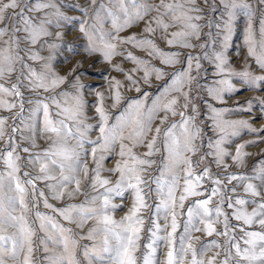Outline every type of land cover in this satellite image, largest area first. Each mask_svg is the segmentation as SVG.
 Returning <instances> with one entry per match:
<instances>
[{
    "label": "snow or ice",
    "instance_id": "obj_1",
    "mask_svg": "<svg viewBox=\"0 0 264 264\" xmlns=\"http://www.w3.org/2000/svg\"><path fill=\"white\" fill-rule=\"evenodd\" d=\"M258 4L264 9V0H258ZM67 6L79 10L85 17L79 19V32L87 40L88 53H99L109 63L118 55H125L134 62L135 66L128 72L114 65L117 71L125 72L129 90L140 93L142 85H151L153 78L161 81L167 75L169 80L160 85L154 95L145 90L138 97L128 98L115 117L104 106L105 94L96 92L95 112L99 123H88L83 97L85 85L76 74L77 66L70 69L68 75H60L51 66V54L45 58L31 48L21 47L22 43L35 45L41 37L55 35L57 42L45 43L50 50L59 48L64 33H53L50 26L61 28L64 23L71 24L78 18L67 15L56 0H0V23H3L0 27V109H7L10 113L12 109H19L11 116H0V142L4 145L0 148V264H9V261L12 264H34L36 221L45 234L40 242L47 264H82L78 250L84 264H138L136 253L145 231L144 213L148 210H151L148 242L139 264H264V159L256 162L252 174L227 172L230 166L225 162L230 158L237 167H243L245 158L252 155L245 148L264 143V140L241 143L235 147L234 154L225 145L242 130L264 132V127L257 129L248 120L229 119L227 117L233 109L218 108L205 102L209 109L206 118L211 121L210 128L216 138L207 141L210 151L201 152L203 129L197 123L200 115L195 103L197 96L192 95L203 88L212 100L223 103L225 94L237 91L232 84L234 77L251 89L264 91V72L257 74L247 62L243 69L237 70L226 55L235 20L239 13H243L248 21L244 36L247 55L254 58L260 70H264V15L259 29H256L253 18L257 9L248 0H219V4L216 0H201L200 4L197 0H159L158 3L149 0H87L84 5L69 3ZM214 13L219 16L214 17ZM201 20L205 23H199ZM109 21L112 28L107 30L104 25ZM141 21L145 22L144 33L153 34L159 29L161 39L170 46L203 51L184 53L181 61L180 51H165L149 37H138L135 33L119 36L121 31ZM205 27L209 31L203 32ZM169 28L178 30L169 33ZM202 34L205 42L193 43L200 41ZM63 43L65 47H71ZM123 44L145 49L149 57L158 58L163 66L181 63L183 66L168 73L165 67L154 65L150 59L119 49L118 46ZM28 60L47 62L38 73ZM202 60L213 66L218 77L208 85H200L198 80ZM193 71L196 75L192 74ZM141 72L142 75H137ZM14 75L16 82L11 83ZM65 83L72 91L57 93L56 90ZM123 86L116 77L109 81L112 108L119 107L124 99ZM22 87L33 92L43 90L56 94L48 96V102L45 99L26 100ZM253 101L264 109V98L254 97L245 101L247 108L239 110L251 113ZM25 103L32 106L27 110V117L24 116ZM50 105L56 109L55 119ZM170 116H179L180 119L169 123ZM10 118L13 124L9 132L6 125ZM259 118L264 119V112ZM157 119L160 123L153 128ZM165 124L168 126L163 127ZM93 128L98 130L94 140L89 138ZM17 136L27 141L30 147L18 142ZM38 138L45 139L48 146L34 152L32 149L39 148ZM117 146L119 152H116ZM137 147H146L147 151L137 154L133 151ZM161 151L158 174L147 178L148 170L156 164L151 157ZM20 152L27 156L22 158ZM198 153L194 161L193 157ZM114 155L120 159L114 167L105 168L103 161ZM260 155H264V150ZM209 156L218 168L222 166L225 170L223 179L212 173L207 162ZM89 157L95 165L92 169L89 168ZM22 159L33 166L35 173L24 171L21 175ZM102 172L116 175L117 179L113 183L109 177L102 176ZM85 180L89 181L88 188L94 194L83 192ZM38 181L46 182L45 187L55 200H74L79 195L85 198L80 203L56 207L49 203L44 190L38 188ZM205 181L212 186L205 188ZM241 186L246 195H232ZM30 194L33 209L42 199L45 208L52 209L70 225L84 228L93 221V226L85 236H79L56 215L35 211V220H30ZM126 194L132 198L131 206L125 215L116 219L114 212L122 205L113 203V200L124 198ZM189 198L196 199L185 208ZM214 198H217L215 206H211ZM153 199L155 203H149ZM248 205L254 207L249 211ZM225 206L232 211H225ZM161 217L163 224L160 223ZM232 220L239 223L233 224ZM218 224L222 228L218 229ZM253 225H258L259 230H252ZM197 232L225 239L223 243L215 238L201 242L200 237L194 235ZM80 239L92 243L81 246ZM159 246L167 248L163 262L156 259ZM213 249L216 250L214 254L206 258Z\"/></svg>",
    "mask_w": 264,
    "mask_h": 264
},
{
    "label": "rangeland",
    "instance_id": "obj_2",
    "mask_svg": "<svg viewBox=\"0 0 264 264\" xmlns=\"http://www.w3.org/2000/svg\"><path fill=\"white\" fill-rule=\"evenodd\" d=\"M35 2V0H34ZM58 4L62 6V10L69 16L76 17L78 19L73 20L71 24L64 23L61 28H56L54 25L50 26L49 30L53 33L56 32H63V42H66L68 45H71V47H65L64 43L61 42V46L55 50H50L47 47V43H53L57 42L55 35L50 36V37H41L40 40L37 42L35 45H29L27 43H22L21 47L25 49L31 48V50L38 52L40 56L47 58L50 54L52 55V60H51V66L52 68L59 73L60 75H68L69 70L72 69L74 66H77V73L81 77L82 83L85 85V88L83 90V97L86 102L85 109H86V114L89 117L88 123H91L93 125H96L99 123V117L97 116L95 112V108L98 102V97L95 95L96 92H103L105 94V101H104V106L107 109V111L110 112L112 117H115L119 115L121 109L127 104L128 98L132 97H138L142 95L143 91H148L150 94H155L157 92V89L159 88L160 85L166 83L169 80V76H165L163 80L161 81H156L155 78L152 80L151 85H142V90L140 93H137L134 89L129 90V83L125 79V72H128L131 70L135 64L133 61L126 59L125 55H118L113 57L111 63L106 62L102 59L101 54L99 53H93L90 54L87 52L86 47H87V40L85 37L82 36V34L79 32V19H84L85 17L82 15V13L77 10V9H72L69 8L67 5L69 3L73 4H80L84 5L87 3V0H56ZM150 3H158L159 0H149ZM249 3H251L256 9V15L253 18V26L256 29H259L260 26V20L262 15H264V9H261L258 0H248ZM197 3L200 4L201 0H197ZM216 3L219 4V0H216ZM35 15L39 16L40 13H36ZM152 15H155L153 13ZM214 17H218L219 13H214L212 14ZM207 18V17H206ZM90 19V17H88ZM147 19V18H146ZM167 20L168 18L165 17ZM199 23L204 24L205 20L199 21ZM248 21L246 16L243 13H239L234 24L233 32L231 39L229 41V46L227 48L226 55L229 58L232 67H234L237 70H241L245 66V62L251 65L252 71L256 72L257 74H261L264 72V70H260L258 66L254 62V58L249 57L247 55V46L245 44L244 36H245V28L247 25ZM3 26V23H0V27ZM145 26V22L141 21L139 24L133 25L130 28H126L123 31L119 33L120 37H126V36H131L133 33L137 34L138 37L140 36H146L154 40L156 45L160 47L161 49H164L165 51H180L181 52V61L184 59V53L187 52H192L194 54L200 53L203 50L199 48H194V49H187V48H180L179 46L176 45H168L164 39H161V32L159 29L153 34H148L144 33L143 29ZM155 27V25H153ZM105 29L110 30L112 28V25L109 22L105 23L104 25ZM178 30L177 28H169L168 32L176 31ZM203 32L209 31L207 27L203 28ZM7 39V37H5ZM205 42V38L202 34L201 40L200 41H193V43H203ZM119 49L123 50L126 49L128 52H132L134 55L137 57L145 58V59H150L151 62L158 66V67H165V71L168 73H171L175 71L176 69L180 68L183 66V64H178L175 66H163L161 65V62L158 58L154 57H149L148 52L145 49L137 48L133 45L130 44H123L118 46ZM75 49V50H73ZM21 55H24L23 52H21ZM38 73L42 71V66L47 62L46 60H28L27 61ZM78 62L79 63L78 65ZM203 67L201 69V75L198 77L200 85H208L210 84L214 79H218V77L215 76V70L212 65L208 63V61H201ZM114 65H119L122 67L125 72H119L116 70ZM17 68H19V65H17ZM207 70V71H205ZM193 75H196L195 71L192 73ZM18 75V73H17ZM137 75H142L141 73H138ZM112 77H116V79L120 80L123 82V88L121 89L124 99L121 101V104L117 108H112V98L110 96L109 92V81H111ZM71 79V77H69ZM16 78L15 75L12 77L11 83H15ZM27 83V81H25ZM232 84L234 85L235 89L237 91H234L231 94H225L224 97V102L221 103L219 101H214L212 100L211 97H209L206 93V91L201 88L199 92H193L192 95L197 96V99L195 103L198 105L200 115L197 117V123L202 126L203 129V139H204V146L201 148V152H208L210 149L207 147V141L209 138L215 139L216 136L213 134L211 131V121L208 120L206 117L209 113V109L207 107V103L213 104L215 107L218 108H230L233 109L231 114L227 117L229 119H244L248 120L252 127L260 129L261 127H264V119H261V113L264 112V109H261L258 104H256L255 101H253L252 104V111L251 113L248 111H240V108H247L248 105L245 104V101L248 100H253L254 97H259V98H264V91H260L258 89H251L248 86L244 84L242 80L239 78H232ZM193 87L195 88V82L193 84ZM62 90H68L72 91L70 85L68 83H65L64 85H61L60 88L56 90V92H60ZM21 91L24 92L25 99H31V100H36V99H45L50 95H55L56 93H48L44 92L43 90H39L38 92H33L29 89L21 88ZM5 99H12L10 97H4ZM150 102V101H149ZM207 102V103H205ZM32 107L31 105L25 103V112L24 116H28V109ZM19 109H12L11 113L7 109H0V116H11L12 113L18 112ZM50 111L53 113V119H55V107L50 105ZM189 114H191V108H189ZM253 117H258L257 119H253ZM42 119V117H41ZM179 116L169 117V123L172 122L173 120H179ZM110 123L113 121L110 120ZM19 123V122H18ZM160 121L157 119L155 123L153 124V128H155L157 125H159ZM13 124V120L10 118L7 121L6 128L10 132L11 126ZM168 125L165 124L163 127H167ZM98 135V130L96 128H93L89 132V138L90 139H96V136ZM149 139H151V136H149ZM16 140L23 144V146L30 147V144L27 141H22L20 140V137L17 136ZM251 140H264V132H250L248 130H242L241 134L237 137H233L231 142L229 144H226L225 147L228 149L229 152H232L234 154L235 152V147L241 143H245L246 141H251ZM37 143L39 144V148L37 149H32V151H39L48 146V142L45 139L38 138ZM3 143L0 142V148H3ZM86 147H88L86 145ZM264 150V143H260L258 145H249L245 148L246 152L252 153L251 156H248L245 158V164L243 167H237L234 162L230 158H226L225 162L230 166L227 169V172H242V173H247V174H252V169L256 167V162L258 160L264 159V155H260V153ZM134 152L137 154H141L143 152H146L147 149L146 147H137L133 149ZM116 152H119V147L117 146ZM20 155L22 158L26 157L27 154L20 152ZM163 151L160 153L155 154L154 156L151 157V159H154L156 161V164H154L149 170H148V177L150 178L151 176H155L158 174V169L160 167V161L162 159ZM199 156V153L197 156L193 157V160L195 161ZM120 157L118 155L114 156H108L104 161H103V166L105 168H112L115 166L116 161L119 160ZM207 162L211 167V171L214 175L219 176V178L223 179L224 178V169L223 167H217L215 163L213 162L212 157H207ZM21 163V175L23 174L24 171H29L32 173H35V169L33 168L32 165L26 164V161L22 159L20 161ZM89 163V168L92 169L95 167L93 164L91 158L89 157L88 159ZM197 174H199L200 169H196ZM91 175V173H90ZM102 176L104 177H109L113 183L117 179L116 175H113L109 172H102ZM255 183H258L254 181ZM46 182H37L38 188H41L44 190L45 195L49 199V203L55 205L56 207H61L65 206L67 203H80L84 200V195H79L77 196L74 200H67L65 198L64 200H55L52 198L49 190L45 187ZM88 180H85L82 183V190L85 193H88L89 195H92L94 193H91L90 189L88 188ZM233 185L236 184L235 181L232 182ZM212 185L210 182L205 181L204 182V187L205 188H210ZM151 187H154V185H151ZM246 195L243 193V187H238L237 193L232 194V195ZM203 198V197H201ZM196 199V198H189V201H186L185 203V208L188 206V204L191 202V200ZM216 199H213V205L215 206ZM32 196L31 194L28 196V201H29V219L30 220H35L34 212L35 211H40L42 213H47L50 215H56L57 219L61 221L65 226L71 227L74 231V233L79 234V236H85L88 229L93 226V221H89L84 228H77L75 224H69L68 221H63L61 217L58 216V214L54 213L52 209L45 208L43 204V200L40 199V202L37 204L36 208H32L31 204ZM113 203L122 205V207L117 208L114 212V216L116 219H120L125 213L127 212L128 207L131 206L132 203V198L131 196L127 195L124 198H114ZM149 203H155V200H150ZM248 210L250 211L254 205H248ZM225 211L231 212V209H227L225 206ZM146 219H145V231L142 234V238L140 240V248L137 251L136 255L138 257V264H139V258L142 256V254L145 251V244L148 242V226H149V220L148 217L151 216V210H148L147 212L144 213ZM181 223L183 222V217L180 218ZM38 221H36V236L34 237V264H47V262L44 260V256L46 255L43 252V245L41 244V239L44 237V233L39 229L38 227ZM160 223L163 224L164 220L161 217ZM232 223H239L234 220H232ZM217 228H222V225L218 224ZM182 229L178 230V235L179 232ZM252 230H259L258 225H253ZM194 235L199 236L201 242H206L211 239H219L221 243H223L225 237H208L206 234L197 232ZM238 237L240 233L237 234ZM92 242L87 240V239H80L79 244L81 246L83 245H90ZM49 247H52V245H49ZM197 249H199L200 244H196ZM59 251V249H57ZM167 251L166 247L159 246L157 248V256L156 259L160 262H163L165 259V253ZM216 250L213 249L208 252L207 257H211ZM78 257H80L82 264H84L83 257L80 256V251L78 250L77 252ZM9 264H12L11 261H9Z\"/></svg>",
    "mask_w": 264,
    "mask_h": 264
}]
</instances>
